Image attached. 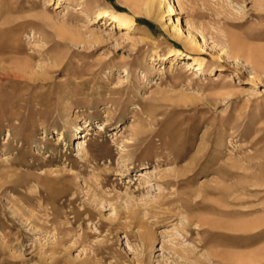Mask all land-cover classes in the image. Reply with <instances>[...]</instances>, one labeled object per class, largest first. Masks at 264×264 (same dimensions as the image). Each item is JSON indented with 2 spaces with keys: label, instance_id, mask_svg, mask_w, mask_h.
Masks as SVG:
<instances>
[{
  "label": "rangeland",
  "instance_id": "rangeland-1",
  "mask_svg": "<svg viewBox=\"0 0 264 264\" xmlns=\"http://www.w3.org/2000/svg\"><path fill=\"white\" fill-rule=\"evenodd\" d=\"M0 264H264V0H0Z\"/></svg>",
  "mask_w": 264,
  "mask_h": 264
},
{
  "label": "bare ground",
  "instance_id": "bare-ground-1",
  "mask_svg": "<svg viewBox=\"0 0 264 264\" xmlns=\"http://www.w3.org/2000/svg\"><path fill=\"white\" fill-rule=\"evenodd\" d=\"M152 1H154V0H152ZM150 4V3H149ZM143 6H144V4H143ZM148 6V5H147ZM147 9V8H146ZM145 9V13L147 14V15H149V12H148V10H146ZM171 9V11H175V9H174V7H171L170 8ZM133 12L135 13L134 15H136V14H138V12H136L135 10H133ZM101 15H107V13H102V14H99L98 16L100 17ZM112 17V19L114 20V21H116V22H118L119 23V25H125V26H127V27H132L133 25H134V22H133V19H132V17H130L129 15H126V14H122V13H113L112 15H111ZM175 27V26H174ZM174 31H175V33L179 36L180 35V32H179V30H177L176 28H174L173 29ZM193 41V40H192ZM196 42V41H195ZM191 45L193 44V43H190ZM196 45H198V43L196 44ZM194 46V45H193ZM198 48H199V46H197ZM195 49V48H194ZM221 54H222V52H220ZM219 53V58H220V56H221V54ZM175 54H178V52H176ZM250 61V60H249ZM176 62H175V60L173 59V60H171V65H174ZM7 64V63H6ZM196 65V66H198L199 67V70L200 69H202V66H203V64H204V61L202 60V59H200V58H196V59H194V61L192 62V63H190V66H192V65ZM10 67H8L7 68V72H8V74L9 75H12V76H15V77H22L24 74L23 73H33V69H32V67L30 66V65H27V64H24V65H20V64H14V65H9ZM62 137V136H61ZM58 139H60V138H58ZM16 161H18L19 162V160H16ZM17 162V163H18ZM16 164V163H15ZM21 164V163H20ZM147 235L149 236V237H151L150 236V234H148L147 233ZM147 235H146V233H143L142 234V239H145V238H147ZM153 242V241H152Z\"/></svg>",
  "mask_w": 264,
  "mask_h": 264
}]
</instances>
